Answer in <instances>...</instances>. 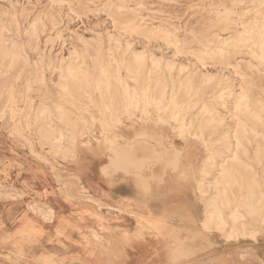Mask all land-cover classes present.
<instances>
[{"label": "rangeland", "instance_id": "obj_1", "mask_svg": "<svg viewBox=\"0 0 264 264\" xmlns=\"http://www.w3.org/2000/svg\"><path fill=\"white\" fill-rule=\"evenodd\" d=\"M58 1L0 0V264H163L165 249L149 225V211L156 204L147 199V207L142 204L145 197L130 186L132 176L123 172L131 165L121 162L126 158L136 162L138 155V160L149 162L141 173L157 175L165 162L177 156L176 170L166 171V176L173 177L159 187L169 192L168 204L176 195L191 212H185L192 222L183 223L182 236L200 230L206 201L212 197L203 191L216 175L209 163L217 161L223 133V128L207 126L200 111L205 101H215L213 106L224 113L220 93L240 90L238 80L213 63L215 59L241 60L249 99L264 108V64L251 60L243 47L252 42L264 47L260 27H264V0ZM166 32L177 38L176 46L164 40ZM11 40L18 41L23 59L4 57L11 49L3 50V41L9 47ZM133 52L144 53L143 66L136 65ZM74 53L81 80L69 81L71 97L62 98L56 66L62 59L63 63L71 61ZM196 55L206 59L207 71L217 78L206 83L193 79L189 94L184 95L177 81L182 75L178 68L192 69ZM249 61L251 71L246 68ZM167 63L174 64L172 70ZM43 105L65 109L72 127V154L59 153L41 138L35 114ZM142 110L149 113L143 117ZM261 118L257 122L264 125V114ZM143 127L148 129L147 136L141 135ZM154 136L164 147L154 145ZM247 149V162L264 193V159L257 164L253 159L256 146ZM113 157L115 162L108 169ZM86 181H94L98 190L87 191ZM109 181L111 187L120 185L114 194L128 197L121 199V210L102 202V184ZM234 192L232 202L239 196ZM163 204H157L154 217ZM49 206L57 207L68 220L63 223L56 215L51 222L45 221L38 211ZM246 229L258 231V241L246 244L261 248L257 251L263 257L264 225L248 218ZM221 238L212 231L211 250L235 246ZM215 257H223L222 251L212 252L211 258Z\"/></svg>", "mask_w": 264, "mask_h": 264}, {"label": "bare ground", "instance_id": "obj_2", "mask_svg": "<svg viewBox=\"0 0 264 264\" xmlns=\"http://www.w3.org/2000/svg\"><path fill=\"white\" fill-rule=\"evenodd\" d=\"M49 1H51V0H49ZM164 1H166V0H164ZM96 2L97 1H94V3H96ZM233 2L235 3V1H233ZM91 3H92V1H91ZM169 3H171V1ZM54 4H55V2H54ZM139 7L140 6H138V8ZM209 7L211 8V6H209ZM51 8H52V6H51ZM118 8H119V6H118ZM111 9H109V11H111ZM123 9H125V8H123ZM69 10L71 11V9H69ZM226 10L228 11V9H226ZM235 10H236V7H235ZM134 11H136V10H134ZM156 11L157 10H155V13L158 12V11L157 12ZM71 13H72V11H71ZM230 13H231V11H230ZM6 14H7V12H6ZM151 14H153V13H151ZM165 15H167V14H165ZM168 16H170V15H168ZM237 17L240 18V16L238 14H237ZM146 18H148V17H146ZM114 21L116 22V20H114ZM114 21L111 23H115ZM80 22L82 23V20H80ZM118 23L119 22H117V24ZM140 23L141 22H139V24ZM53 26H54V24H53ZM83 27H84V25H83ZM118 27H119V25H118ZM138 27H140V25ZM158 27L159 26H157V28ZM260 27L262 28V30H264V27H262V26H260ZM12 28H14V27L12 26ZM130 28L135 29L134 26H132ZM163 29L164 28H162V30ZM166 29H167V27H166ZM224 29H226V28H224ZM42 30H43V28H42ZM158 30H160V29H158ZM123 31H122V33H123ZM174 31H176V30H174ZM224 32H226V31H224ZM61 33H60V36H61ZM166 33H167V35H165L164 40L167 42V44L169 42V43H172L173 46H176L175 40L177 38L175 39V36L168 35L169 32H166ZM13 34H15V33H13ZM58 34H59V32H58ZM125 34H126V32H125ZM134 34H135V32H134ZM212 35L214 36V34H212ZM7 36H8V38H10V36L8 34H7ZM18 37H19V35H18ZM129 37H131V36H129ZM133 37H134V35H133ZM15 39L18 40L17 38H15ZM145 39H146V43H147V38H145ZM249 39L252 40V37ZM163 41L161 42V44L163 43ZM201 41L203 42V40H201ZM17 42H15V40L14 41L11 40L9 47H8L7 44H5V41H3L4 46H2V49L3 50L8 49V48L11 49V52L5 53V55H4L5 58L10 57V59L11 58L13 59L15 56H17V57L23 59V56H22L21 51H20V45ZM210 43H212V42H210ZM177 44H178V42H177ZM182 44H183V42H182ZM86 47H87V44H86ZM243 47L249 50V56L251 57V60L253 59V60L258 61L259 64H264V47L262 44L252 42L251 44L243 45ZM179 48L176 47V50L179 51ZM220 51H222V50H220ZM143 52H144V50H143ZM143 52L142 53L141 52H133V54H132V57L134 58V62L136 63V65L138 67H141L144 65V53ZM196 52H197V50H196ZM109 53H111V52H109ZM181 54L182 53H180V55ZM108 58H109V56H108ZM151 59H152V61H155L156 64L158 65L157 62H159V61L155 57L152 56ZM75 60L77 61L78 59H77V55L74 53V57H71V61H69L67 63H65V62L63 63V59H62L58 62V65L56 66L57 70L60 73V77H59L60 81H58L59 83L58 82L57 83L61 88V97L62 98L71 97V86H70L69 81H80L81 80V72H80V69L78 68V64L75 62ZM205 60L206 59H204V57L202 55H196L195 56L196 63L192 66V69L188 68L187 66H183V65L182 66L180 65V67L178 68V73L182 74V75L179 76L177 81L181 84V89H182V92L184 95L189 94V89L191 87L190 85H191V82L193 79L199 78V81L201 83H204V82L206 83V82H211L217 78L216 76H214L213 74H210L207 71V69H206L207 64L205 63ZM37 63H39V62L37 61ZM213 64L214 65L220 64L221 65L220 69L222 71L227 72L229 75L236 78L240 84V86H239L240 90L234 92L232 90L222 91V89H220V92L222 91V93H220V97H219L221 100L220 105L223 106L224 113L219 112L218 109L213 106V105H215V103H214L215 101L211 102L213 104H209L210 101H205L202 108H201V111H200V113H201L200 115H203L207 118V119H205V123L207 124V126H210V124H212L215 128L216 127L223 128V133H222L221 138H220V146H221L222 150L219 154H216L217 161L213 160L209 163V167L214 170L216 175L213 176L211 181L206 183L205 190L203 191V193L211 192L212 197L206 201L204 219L200 223V230L197 232L189 230V232H187V234H186L187 236L186 235L182 236V232H181L182 227L181 226L183 225V223H187V222L191 223L192 222L191 217H187L185 215V212H183L181 209L170 211L167 208L168 207L167 204L165 203L166 198H168L167 196H168L169 192L168 193L163 192L161 190V188L159 187V185L161 183L163 184L166 182L165 181L166 174L169 171L170 172L175 171L176 168L178 167V157L177 156L175 158L172 157L169 160V162H165L160 173L157 175L151 174V175L144 176L141 173V171L144 168L146 169V165L148 166L149 162H148V160L145 161L144 159L138 160V157H139L138 155L135 156L137 158L136 162L132 161V159H130V158H128V159L126 158V160L121 162V163H126L128 165H131L130 166L131 168H129L128 170L123 171V172L128 176H132V177H130V179L132 181V185L134 186L135 189L141 191V193L145 197L144 200L150 198L151 200L158 199V200L164 201V204L160 208L161 212L159 213V216H158V214L156 215V217L149 216V219L151 220L150 224H149L150 225V231H151V233H153V236L157 238L158 243L162 244L163 248L165 249V255H164V258L162 259L163 264H181V263L197 264L196 263L197 261L195 259L200 254L205 253L207 256H209L211 253V252L209 253V251H211V246H212V244H211L212 242L210 240V234L212 233V231L218 232L222 237L221 239L224 242H227L229 244H235L236 245V244L243 243V242H245V243L251 242V241L257 242L258 241V231L254 230V229H252V230L246 229L247 219L250 218L253 223H257L259 225H264V212H263L264 211V193H263L260 185L256 181V178L253 174L254 171L252 172V168L249 165V163L247 162L249 160V156L247 154L248 153L247 148L251 145L256 146V150L253 154L254 161L257 164H259L262 162V159H264V155H263L264 150H262L263 143H264V133H263L264 125L257 122L259 120H263L261 118V115L264 114V108L261 107L259 105V103L250 101V99H249L250 96H249L248 91L246 90L247 75L244 74V72L242 70L241 60L233 59V61H231V62L227 61V60L217 62V60L215 59ZM39 67H40V65H39ZM173 67H174L173 63H167L168 69L172 70ZM246 68L250 71L253 70V64L251 61L247 62ZM29 69H30V67H29ZM39 69H41V68H39ZM256 69H257V67H256ZM36 71H38V70H36ZM255 71L260 74V71H258V69ZM51 72H53V71H51ZM261 74H264V73H261ZM35 75H36V73H35ZM41 76H43V74H41ZM37 77H39L38 74H37ZM127 78L131 79L132 77L127 76ZM41 82H43L42 77H41ZM55 82L56 81L54 80V84H55ZM263 93H264V91H263ZM230 98L233 99L234 101H229L228 99H230ZM148 113L149 112L147 110H142V116L143 117L146 116ZM35 117H36V120H38L40 122L41 138H43L45 143H47V144L51 143L52 147L54 149H56L59 153H63L66 155L67 154L70 155L73 153L72 149L69 147L71 140H73L72 133H70L72 131V127L68 123V120L66 118L65 109L62 106H55V107L50 108L46 105H43L37 110ZM54 121H56V122H54ZM141 129H142L141 135L147 136L148 129L146 127H143ZM155 137H156V139H155ZM20 138H22L21 135H20ZM132 138H131V140H133ZM138 138H139V136H138ZM154 139H155L154 140L155 146L164 145V143L161 141L160 138H158V136H154ZM143 142H145V141H143ZM139 143H140V141H139ZM140 144L142 145V142ZM147 144H148V142L147 143L145 142V145H147ZM172 144H173V142H172ZM128 145L129 144H127V146ZM135 145H137V144H135ZM135 145H133V146H135ZM178 145H179V143H178ZM118 146H120V145H118ZM129 146H132V145H129ZM162 147H164V146H162ZM125 148L127 149V147H125ZM168 150H170V149H168ZM114 151H116L115 148H114ZM172 152H174V151H172ZM177 152H179V151H177ZM157 153H159V152H157ZM114 156H115V154H114ZM146 157L149 158L148 155ZM36 158H37V156H36ZM115 159L116 158L113 157L110 160V162L107 166L108 169L110 168V165H112L115 162ZM46 163L48 164V162H46ZM167 170H169V171L166 172ZM134 173H136V174H134ZM235 190L238 191L239 196L234 198V202H232L230 196L234 195ZM142 204L147 207L146 201L142 202ZM225 211H229V213L225 214ZM35 212L36 211H34V213ZM38 213H40L41 216L47 222H51L52 220H54V218L56 216V211L51 206L47 207L44 210H42V209L39 210ZM227 228H229V229L227 230ZM210 256H212V254ZM193 261H195V262L193 263Z\"/></svg>", "mask_w": 264, "mask_h": 264}, {"label": "crops", "instance_id": "obj_3", "mask_svg": "<svg viewBox=\"0 0 264 264\" xmlns=\"http://www.w3.org/2000/svg\"><path fill=\"white\" fill-rule=\"evenodd\" d=\"M173 177V175H169V176H165V181H166V178H167V181L169 182V178ZM131 182V185L132 186V181L129 180ZM94 181H92L91 183L87 182L86 181V190L88 191H91V193H93L94 191V187L99 188V186L97 184H94L93 183ZM103 188L101 189L102 193H101V197H102V202L104 204H107V205H111V203H113L112 207L113 209H118V210H121L120 207H119V204H123V202L121 201V199H125V198H128L126 196H117L116 194H114L118 189V187L120 186L119 183L118 184H115L113 187H111L110 185V181H109V184L106 185L105 183L102 184ZM127 186V185H126ZM134 187V186H133ZM98 190V189H97ZM135 191V189H134ZM91 195V198H93V194H90ZM172 195V194H171ZM171 198V204H168L169 201L168 199L169 198H166V204H167V208L172 211V210H179L181 209L183 212H187L189 211L190 215H191V212L190 210H186V207L184 206V199L183 198H177L176 195H173ZM165 199V198H164ZM149 202H152V203H155L156 206H155V209H151L149 212L151 214V216H155V214L157 213V204L160 203V202H163L162 200H158V199H154V200H151L150 198L147 199ZM146 201V200H144ZM116 204V206L114 205ZM162 207V205L160 206V208ZM55 211H56V215H57V220L65 223L66 219L65 216H63V213L61 214V210L59 211L58 208H54ZM140 216V215H139ZM56 220V221H57ZM221 246V245H220ZM261 248L259 247H255L254 244H236L235 246H232L229 248V250H226L223 249L222 250V247L218 248L217 249H214V250H211L209 251L210 255L212 254V252H215L218 250L219 253L222 251L223 253V257L221 258H211V256H207L205 253L203 254H200L195 260L197 261L196 263L197 264H264V255L263 257H259L260 253L257 251V250H260ZM232 251V253L230 252ZM230 252L229 256H228V253ZM195 261H193L194 263ZM181 264H186V263H181Z\"/></svg>", "mask_w": 264, "mask_h": 264}]
</instances>
